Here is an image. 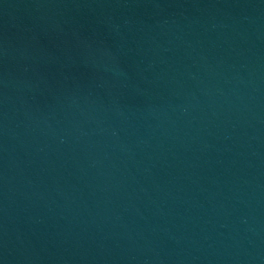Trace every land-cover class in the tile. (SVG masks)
Returning a JSON list of instances; mask_svg holds the SVG:
<instances>
[{"label":"water","instance_id":"obj_1","mask_svg":"<svg viewBox=\"0 0 264 264\" xmlns=\"http://www.w3.org/2000/svg\"><path fill=\"white\" fill-rule=\"evenodd\" d=\"M0 264H264V0H0Z\"/></svg>","mask_w":264,"mask_h":264}]
</instances>
